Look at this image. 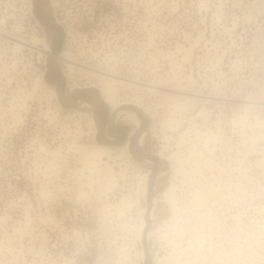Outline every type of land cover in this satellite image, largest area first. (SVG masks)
Instances as JSON below:
<instances>
[{
  "label": "rangeland",
  "instance_id": "rangeland-1",
  "mask_svg": "<svg viewBox=\"0 0 264 264\" xmlns=\"http://www.w3.org/2000/svg\"><path fill=\"white\" fill-rule=\"evenodd\" d=\"M39 3L0 0V264H264V0Z\"/></svg>",
  "mask_w": 264,
  "mask_h": 264
},
{
  "label": "bare ground",
  "instance_id": "bare-ground-1",
  "mask_svg": "<svg viewBox=\"0 0 264 264\" xmlns=\"http://www.w3.org/2000/svg\"><path fill=\"white\" fill-rule=\"evenodd\" d=\"M40 3H39V0H37V5H38V7L40 8V5H39ZM35 7H36V5H35ZM31 9V11L32 12H34L33 11V7H31L30 8ZM41 11V10H40ZM42 17H43V19L44 20H48V21H51L47 16H45L43 13H42ZM41 17V18H42ZM50 25L52 26V27H54L55 29H57L58 30V28L55 26V24L53 23V22H50ZM68 54V53H67ZM53 66V65H52ZM89 72V71H88ZM90 73V72H89ZM85 74H87V73H85ZM90 75V74H89ZM42 79H44V78H42ZM112 82H113V80H108V79H106L105 81H104V85H103V88L102 89H99V88H96V86H93L91 89H92V91L90 92V94H91V97H93L94 99H96V96H97V89L100 91V92H103L102 94H104L105 96H108L106 99V101H108V102H110V103H114V102H116V90H114V88H116V87H114L113 88V85H112ZM98 91V92H99ZM163 91V90H162ZM51 92V91H50ZM54 93H52V96L54 97V95H57V92L56 91H53ZM118 92V91H117ZM54 94V95H53ZM87 94V93H86ZM98 106V105H97ZM182 106V105H181ZM183 107V106H182ZM117 111V113H118V116H120V114H123V115H125V118L126 119H128L130 122H134V120L136 121L135 123H137V125H139V127H141V133H139L138 135H136V136H131V138H129L128 140V143H129V145H130V143H131V146L130 147H128V148H130V150H129V152H131V154L134 156V157H146V158H143L144 160H146V161H148V162H151V163H154L157 167V169H158V171H159V169H160V166L161 165H163V163L165 162V161H168V160H170V158H168V159H164L163 158V156L161 157L160 155H154V156H152V157H148L146 154H145V151L143 150V147H142V138L144 137V134L142 133V131H144V129H145V125H146V123H147V116H146V114L144 113V111H142L141 110V108L139 109L138 108V106L137 105H134V104H130V105H126V106H124V107H122V108H118V110H116ZM116 114V113H115ZM87 115V114H86ZM117 114H116V121H117ZM171 118V117H170ZM89 119V118H88ZM173 121V120H172ZM165 122V121H164ZM168 122V121H167ZM92 123V122H91ZM98 124L99 125H97V126H99L98 127V129H99V138H100V136H101V134H102V132H101V129H102V121H101V118L99 117L98 118ZM169 126V125H168ZM79 132V131H78ZM98 132V131H97ZM113 143L114 142H103L101 139H99V141H98V145L96 146L97 147V149L95 150L96 152H99V155L101 154H110V152L112 151V148H111V146L113 145ZM111 144V145H110ZM115 144V143H114ZM128 145V146H129ZM88 150V149H87ZM94 150H92L93 152H95ZM117 151H118V149H117ZM91 152V151H90ZM92 153V152H91ZM95 154V153H94ZM98 155V154H97ZM174 155V154H173ZM97 159H98V157H97ZM121 159V158H120ZM101 160V159H100ZM184 162V161H183ZM108 163V162H107ZM93 164V163H92ZM91 165V164H90ZM94 166V165H93ZM107 167V166H106ZM94 169V168H93ZM92 170V169H91ZM99 173V172H98ZM159 172H157V173H155V174H153V172L152 171H148L147 173H145V175L143 176V179H144V181H143V183H142V185H141V189H142V193H143V195L145 196V198H146V200H147V204H146V207H144V208H142L141 209V214H142V218H141V220H142V223H141V229H140V227H139V232L140 233H138V234H141V237H142V240H144L145 241V239H147V233L149 234V229H148V225H147V223H148V220H149V218L151 217V216H153V212H154V209H155V207H156V205H157V203H158V201H161V199L159 198H157V200L155 199H153L152 197H151V193H152V191H153V187L155 186V184H156V182L158 181L157 180V174H158ZM153 174V175H152ZM93 177V176H92ZM189 177V176H188ZM99 182V181H98ZM172 188V187H171ZM104 189H105V187H104ZM114 189V188H113ZM110 190V189H109ZM112 190V189H111ZM172 190L170 189V191L168 190L166 193H165V196L167 195L168 196V198H169V196L170 197H172L171 195L173 194L172 192H171ZM108 192V191H107ZM170 192H171V195H170ZM83 193V192H82ZM105 193V192H104ZM127 199V198H126ZM170 200V199H169ZM177 200V199H176ZM171 201V200H170ZM169 201V202H170ZM172 202V201H171ZM173 203H174V201H173ZM173 203H172V207H175V206H173ZM137 205V204H136ZM176 208V207H175ZM179 208V207H178ZM188 208V207H187ZM173 209V208H172ZM174 210V209H173ZM178 214V213H177ZM139 215V214H138ZM175 220V219H174ZM173 220V221H174ZM176 221V220H175ZM166 221L164 220V223H165ZM169 223H170V221H169ZM171 223H172V221H171ZM170 227V226H169ZM178 232V231H177ZM140 238V237H139ZM145 258H146V260L148 259V254H147V252H146V254H145ZM147 263H148V261H147Z\"/></svg>",
  "mask_w": 264,
  "mask_h": 264
},
{
  "label": "flooded vegetation",
  "instance_id": "flooded-vegetation-1",
  "mask_svg": "<svg viewBox=\"0 0 264 264\" xmlns=\"http://www.w3.org/2000/svg\"><path fill=\"white\" fill-rule=\"evenodd\" d=\"M68 1V0H67ZM65 7H66V5H65ZM63 15H64V18H66V19H68L67 18V13H65V12H63ZM65 19V21L67 22V20ZM68 24V23H67ZM64 33V32H63ZM59 36H61V31H57L56 33H55V38L57 39V41H58V39H59Z\"/></svg>",
  "mask_w": 264,
  "mask_h": 264
}]
</instances>
